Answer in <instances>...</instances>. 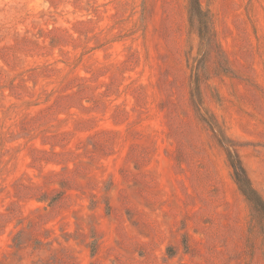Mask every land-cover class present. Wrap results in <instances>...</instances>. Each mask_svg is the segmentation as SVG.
<instances>
[{
	"label": "rangeland",
	"instance_id": "1",
	"mask_svg": "<svg viewBox=\"0 0 264 264\" xmlns=\"http://www.w3.org/2000/svg\"><path fill=\"white\" fill-rule=\"evenodd\" d=\"M200 4L0 0V264H264V0Z\"/></svg>",
	"mask_w": 264,
	"mask_h": 264
},
{
	"label": "trees",
	"instance_id": "2",
	"mask_svg": "<svg viewBox=\"0 0 264 264\" xmlns=\"http://www.w3.org/2000/svg\"><path fill=\"white\" fill-rule=\"evenodd\" d=\"M188 13L190 22L196 25L197 32L202 44L207 48H211L214 45V35L212 31H210L209 17L207 15L208 13L201 8L200 0H189ZM228 142L235 145V142L231 139H229ZM228 162L232 169L233 180L237 185L239 192L243 195V197L258 215L260 220L263 222L264 229L263 197L253 187L247 175V172L240 160V157L235 151L228 154Z\"/></svg>",
	"mask_w": 264,
	"mask_h": 264
}]
</instances>
